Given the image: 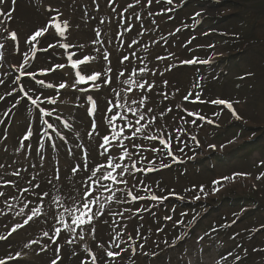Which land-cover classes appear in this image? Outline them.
<instances>
[{
	"label": "snow or ice",
	"instance_id": "1",
	"mask_svg": "<svg viewBox=\"0 0 264 264\" xmlns=\"http://www.w3.org/2000/svg\"><path fill=\"white\" fill-rule=\"evenodd\" d=\"M95 2V0H94ZM139 2V0H137ZM158 2V0H157ZM169 4L173 2V0H167ZM5 0H0V4H4ZM12 3L15 4L16 0H12ZM109 3H111V0H109ZM148 3L151 4L152 0H148ZM128 7H132L131 4L128 5ZM14 9H8L3 10L0 9V17H4L5 19H0V25H4L6 23L7 19H10L12 17ZM48 13L57 12V15H60L58 13V10L53 9L51 7H48L46 9ZM113 11L115 9L113 8ZM57 15H50L48 20L45 22L44 25H42L40 28L34 30L32 34H30L28 37H26V42L29 44L30 47H35L34 41L36 43H40L39 40H37L38 37L44 36L45 33H50L51 29L54 28L57 33L60 34V36H64L65 30L68 27V22L64 21V28H61L60 23H56ZM197 16L200 15V13H196ZM0 31L8 32L9 29L7 27L0 28ZM100 33H96L97 38L99 37ZM10 39L12 41H17V33L16 31L10 32ZM99 40H94L93 43H98ZM133 44L136 43L135 40L132 41ZM55 44H49L48 47H55ZM4 45H0V48H3ZM60 47H63L65 49L70 48V44H62ZM131 47V45H129ZM43 51H47V48H42ZM63 55V53H61ZM96 57H92L90 54H77V52H69L67 56V62L70 64V67L75 71L74 78L73 73H64L62 74L61 82L54 85L53 83H46L43 79L36 80V84L41 85L43 87H47L48 89L56 88L57 90L60 89H68L71 88L74 92H80V93H90L92 91H99L102 85H108L111 86L114 84L115 80L118 77H125V79L120 80V83L123 84H134L137 88L144 90V91H151L156 85L149 83L147 80L144 79V73L146 71H150L147 69V66L145 65L144 68H140L139 72L131 67V60L129 56L125 55L121 59L118 60V65L116 68L111 67V60L109 59V53L106 51L103 53V59L108 62V67H106L103 71L95 69L90 65V61L95 60ZM157 60L159 59H166L165 57H156ZM28 57L25 53V62L19 64V68L22 70L23 75L32 76L35 77L36 73L34 71L29 72L28 71V65H27ZM127 61V63H125ZM208 63V60H202L197 61L195 59L188 60V61H181V63H187V64H193V63ZM119 65H123V68H121ZM65 68V62H57L54 66L49 65L48 68L45 70V72H55L57 69H63ZM170 70V68H169ZM105 73H107V76H105ZM114 73H118V77L114 75ZM128 73H131V75H128ZM155 75V73H153ZM161 75H163L161 73ZM63 76H67V79L64 80ZM132 77H137L136 79H132ZM0 83H3V81H0ZM165 84H167V81H164ZM24 91V89H21ZM33 93H36L39 91V89H31ZM111 91L115 94L116 100H113L109 98L107 100V113H110V115L105 114V120H107V123L111 126V135H104L103 136V142H98V147L102 149L100 155L104 156L106 159V163L104 161L97 162L94 166H88L87 164V149H84V164L80 165L77 164L75 166H70L71 172L74 176L78 177V173L83 170L86 173L85 177H78L80 179V186L76 188V194L73 195L72 192H68L67 196H65L66 200H69L72 202V204H75V208L73 209L69 204H63L62 206L65 208L66 211L70 214V224L66 225V227L69 228V230L73 233H76L77 229H80L81 232L88 231L87 228H85V225L90 226V230L92 234L95 236L97 232V225L93 223L95 220H97L99 217L104 216L105 212L104 209V203L99 199V196L96 194L100 190L106 191L111 193V195L107 198L109 201L112 202H120V197L116 196L115 193L121 191L119 187H113V185H128L129 181L126 178V176L133 175V172L130 171L129 166L127 164L122 163L126 158L131 161V169H135L138 172H143L145 174L152 172V171H159L162 168H169L171 165L164 163L163 159L160 162V168L158 169L156 167V163L152 159H147V165L148 167L139 168L137 167V162L132 160V154H130L127 150V147L124 146V140L125 139H132L136 137L137 133L143 134L145 131V128L150 126L153 123H157L155 113L152 107H145V100L149 99V97L143 96L142 92V98L137 101L136 99H132V104H138L137 108H132L131 104H128V97L122 95L121 92H117L116 89L113 87L111 88ZM129 92H133L134 90L130 87L128 89ZM11 95V93H8ZM27 96V99L31 101V103L40 109L39 114L41 119L44 116L51 117L52 112L46 111L43 108H40V104L44 103L45 101L40 100V96L36 95L35 98H33L32 95H29L27 92L25 93ZM191 95V93L189 94ZM3 97H0L2 99ZM76 99L86 100L91 107L87 108V112L90 117H92L91 120V131L87 133L89 138L93 137V134L99 135V132L97 130V123L95 120V113H96V107H97V99L93 97L92 95H87L86 97H76ZM185 100L188 99L187 96L184 97ZM196 100H201L200 93H196ZM119 101H123L120 103ZM48 104H56V99L52 95H48L47 101ZM212 104L215 105H224L231 111L232 115L237 119L240 120L241 116L238 115L236 110L233 108V103L231 101L223 100V99H215L211 101ZM15 106V105H14ZM127 107L128 113H131V115L136 116L135 121L127 120V115L123 111V109ZM113 109H119V111H113ZM171 111V110H169ZM138 114V115H137ZM151 114V115H149ZM188 116H194L195 114L193 112H188ZM7 115V113H5ZM161 117L164 116V113L161 112ZM59 119V117H57ZM147 119V123H142V121H145ZM199 119H205L204 117H199ZM117 120H127V127L131 131V136H127L125 134L124 127L117 128L116 121ZM212 121H209L211 123ZM45 124H47L48 128H53V124L49 123L48 121H44ZM193 124L196 123L195 120L192 121ZM157 126L159 127L158 123ZM30 134L23 135L22 140L20 141L22 146L24 145V141L29 140ZM156 138L154 135H144V139H154ZM176 139L179 141L180 137H176ZM193 140L196 139V137H192ZM234 140H230L227 143H233ZM114 143H118L120 147L123 149V154L119 156V161L117 162V156L114 153L109 152V146L113 145ZM198 143V141H197ZM159 145H162L165 149H167V156L171 158L173 162H177V157L175 156L174 152L172 151L171 147V138H159ZM135 147L142 148V145H134ZM77 147H80L77 145ZM209 147L215 148V145H210ZM221 149L226 147V145L222 144L220 145ZM152 152H159L161 149L157 147L156 145H152L151 149ZM179 151L183 152L184 148H179ZM75 158V154H74ZM146 158L141 157V161H144ZM0 167H3V165H0ZM103 169V171H101ZM13 175H20L19 169L14 171ZM235 175H241L239 173L233 174ZM56 180H60V176H55ZM229 177H221L220 180L213 181V185H222V181L228 180ZM259 179V177H257ZM7 184H11V181H6ZM73 184H75V181H73ZM40 185H35V188L39 189ZM83 189L82 191L80 189ZM218 188H214L213 192L218 191ZM25 193L29 192L30 189H23ZM199 191L201 193H204L205 196L207 193L205 192L204 186H199ZM63 195V191L61 192ZM5 195L4 193L0 192V196ZM36 197L40 200H43L46 196H49L50 193L47 190H44L43 192L37 191L35 193ZM127 198H131L132 201L137 200H143V196H139L138 194H134L131 190L127 191L126 193V199L124 202H128ZM165 197H158L157 195H152V200H158V199H164ZM194 199L198 200L200 199L199 195H195ZM78 201V203H77ZM57 203H60L59 201ZM97 205L99 206V211L96 210ZM25 208H28L29 206L26 204L24 206ZM30 214L28 212H24V209H21V212H24V215L27 217L24 219L23 223H17L13 228L12 232H15L19 228H24L25 225H29L30 221H33V218L36 217L38 214L41 213V209L39 207H33L29 209ZM74 213V214H73ZM50 215L52 213H49ZM118 215H123V213H117ZM55 218V217H54ZM166 219H172L171 217H165ZM195 219V217H193ZM60 223H65L63 216L60 215L59 219ZM31 226V225H29ZM74 226V227H73ZM61 229L55 228V235L49 236L48 232H45V237H48V239L51 241L52 244L57 245L56 248L53 249L54 251V258L51 260V264H57V259L60 257L61 248L58 244L59 239H64L66 243L71 244L73 243L72 239H69L67 236L61 235ZM11 235V232L9 233ZM79 238L81 240L84 239V236L82 234H79ZM7 237L0 236V240L6 239ZM33 243H36V241H33ZM27 246V245H26ZM96 247H101V245L97 244ZM116 247L119 248V245H116ZM141 248L144 247V245H140ZM47 249L41 246V251H46ZM91 254V253H89ZM133 254H135V251L133 250ZM107 257H119L120 252H113V251H107L106 253ZM147 255V253H145ZM238 259V257H237ZM98 258L93 255L92 256V264H97ZM0 264H6L5 261L0 260ZM82 264L84 262L82 261ZM102 264V262H101Z\"/></svg>",
	"mask_w": 264,
	"mask_h": 264
},
{
	"label": "bare ground",
	"instance_id": "2",
	"mask_svg": "<svg viewBox=\"0 0 264 264\" xmlns=\"http://www.w3.org/2000/svg\"><path fill=\"white\" fill-rule=\"evenodd\" d=\"M22 2L23 1L16 2V4H18V3L20 4ZM35 2H36V0H35ZM111 4L114 7H116L115 8L116 10H118V8H122L119 0H114V1L111 2ZM12 9H14V11H18L17 7H14ZM17 16H18L17 12L12 14L13 19L14 18L16 19ZM129 26H131V25H129ZM146 31L147 32H145L142 36H140V38L136 41L135 44H133L132 42L128 44V45H131V47H129V46L128 47H124V48L131 49L130 51L133 52L132 57H130V58H132L131 67L133 69H135L136 71L139 69V65L136 64V61L140 58L141 54L145 53V51L150 49L149 46H146V45L143 44V40H144V42L149 44V40H145V38H146V36L148 34V30H146ZM154 34L156 35V33H154ZM107 35H108V33L106 34V36ZM153 37L154 38L150 42H152V45L154 46V51H156V50H158L157 46H156V41L160 39V36H153ZM87 48L91 50V51H87V52L91 53L93 56H97L98 55L97 51L94 50L93 46L89 45ZM124 48H122L121 50H124ZM178 51L179 50L176 49L174 52H178ZM9 59L12 60V57L10 56ZM95 65H97V68H99V70H101V71L104 70L100 66V60L95 59ZM156 66H158V65H156ZM160 67H161V71H162L165 68V65L163 63H160ZM45 68L47 69V67H45ZM60 72L63 73V74L66 73V71L62 70V69L60 70ZM5 73H6V77H8V79H6V81H8L10 75L7 72H5ZM105 76H107L106 73H105ZM4 78L5 77L3 76L2 79L0 80V81H3V83L5 82ZM159 81H160V79L157 78V82H159ZM157 82H151V83L156 85V86H158L159 83H157ZM3 83H0V87H2ZM116 86H117V83H115V82H114L113 86L103 85L101 93H99V96H102L103 94H106V92L109 90V88H111V87L112 88L113 87L116 88ZM70 89L71 88L64 89L65 92L58 96L59 101H60L59 106L57 107L58 109L66 110L68 112H71V110H72L71 109V103H73V102L71 101L72 95L69 92ZM1 91H2V89H0V97H3V98L0 99V103H3V106L6 107V111H2L3 108H0V111H1L0 117L4 115L3 117L5 118L10 113V109H12L13 106L10 105L9 102H4V100L6 99V96L9 95L8 93H11L12 91L11 90H7V91H5L3 93H1ZM145 92L150 95V99L146 101L145 107H152L153 108L157 123H158V125L160 127L161 126L160 121H159V119H160L159 118L160 109H158L155 105H153V103H155V102H164L165 101L167 103V105H166V107H164V112H163L164 116H167L168 114H172L173 115V113H174L173 112V106H174L175 98H176V96H178V94L175 91H174L175 96H170L169 94H166V95H164V100H162L163 99L162 94L155 93L154 92V88L151 91H145ZM101 108H102V110L98 109L97 114H96V118L97 117L98 118H103V120H102L103 128L100 129V134L98 136H94L93 135V137L89 138V140L88 139L84 140L85 144L79 150V152L77 154L78 156L79 155L82 156V161L78 162L77 164H80V165L84 164V156H85V153L83 151L84 149H87V164H88V166H94L97 162H100V161H104L106 163L105 158L100 155V152H98L97 149H98V142L102 143V140H103V137H100V135H102L104 133V130H105V128L108 125L107 120H105V118H104L105 114L110 115V113H107L106 106L101 105ZM169 110H171V111H169ZM5 113H7V115H5ZM149 115H151V114H149ZM262 117H264V116H262ZM29 118H30L31 121L35 120V118L33 116H31V115L27 118V120ZM21 119H23V118H21ZM21 119H15L12 128L8 131L9 135L7 137V139H8L7 142H10V144L13 143V148L15 146H18V147L22 146L21 143H20V141L22 140L21 130L18 129V131H15L17 137H15V135H14V133L12 131V130H14L15 127L19 126V123H20ZM161 119H163V117H161ZM96 123H97V127H98L99 126V122H96ZM157 123H156V128H158ZM81 125H82L81 129L86 131V125L85 124L83 125L82 122H81ZM6 128H7L6 123H4L3 120H0V138H2L4 136L5 132L7 131ZM87 129L90 130L88 127H87ZM24 145H27L26 146L27 148L37 149L36 145L34 146L32 144V141H30L28 143H25ZM111 146H114V144L111 145ZM22 148H25V146H22ZM27 148H26V150H27ZM34 153H39V151L35 150ZM61 153L62 154H59L57 156V160L60 162V165H64L65 167L70 169V171L66 170V171L70 172L69 176H67L69 178V181H67L66 178L63 175L61 176V171L60 170H58L56 172V174L53 171L52 177L48 173V170L46 171V173L51 177V181L53 179V181L56 182L57 188H62V191H63L64 195L59 193L61 196H56L55 194H53L51 192V188H50V187H53V185H52L53 183L50 182L49 184H45V183H42L43 181L40 179V181H38L36 184H33L34 186L31 187L32 190L30 191V195L25 193V195H29L27 197L31 198V200L33 201L32 205L29 204L28 205L29 207L25 208L24 207L26 205V204H24L25 197H24L23 194H18V195H16L15 198H13L11 196V208L9 210L5 209L7 211V214L1 220L0 232H5V234L8 233V235L11 232L10 237L14 238L17 241L16 245L11 250V253H13L14 250H15V253L18 256H21V257L13 258V259H17L19 263L27 262L26 264H33V261H35V260L46 261V259L48 258L46 262H48L50 264L51 260H52L51 257H50L51 256V252L53 251L54 248L57 247V245L52 244L51 241L48 239V237H45L44 233L48 232L49 236H54L55 235V228H60L62 230L61 231V235L62 236L69 235V236H73V237L77 238L81 242L82 245L90 244L91 241H92L91 238L94 237V235L92 234V232L90 230V226L89 225L87 227L88 231L81 232L80 229H77L76 233L71 232L69 230V228L66 227V225L70 224V214H69L68 211L65 210V208L62 205L63 204H69L74 209L75 208V204H72L71 201L66 200L65 196H67L68 192H72L73 194L76 193V188L80 186V179L78 177H85L86 173L83 170H81L78 173V177L74 176L73 173L71 172L70 166H75L77 164H75V165L69 164L68 163V159H67V155H63V151ZM40 159H41V161H39V160H37V161H39L41 166H42L41 163L43 161L47 160L49 162H52V160H51V158L49 156L42 155V156H40ZM101 171H103V169H101ZM37 175H39V174H37ZM56 175L61 176L60 180L57 181L55 179ZM28 176L32 177L34 180H36V173L33 174L32 176H30V175H28ZM20 177H21L20 181L25 180V178L23 179L22 176H19V178ZM73 181H75V184H73ZM165 182L167 184L166 191H168V193L174 194L173 191H169V190H175L177 188L180 189V190H183V188H184L183 185H180V184H177V183H175V184L171 183V179H168V180L166 179ZM69 183L71 185H69ZM129 183H131V182H129ZM35 185H40L41 187L39 189H37V188H35ZM124 186H126V185H124V184H122V185L120 184L118 186L116 185V187H119L121 189V191H122V188ZM1 189H2V187L0 185V190ZM7 190L9 191V188H7ZM44 190H47L50 193V195L46 196L43 200L38 199L36 197L35 193L37 191L43 192ZM205 191H206V193H208L207 189ZM0 192L4 193L3 190L0 191ZM96 194L99 196V199L101 201H103L104 209H107L110 206L121 208V203L123 202V196L120 193V191L115 193L116 196L120 197V202L109 201L107 199L111 195V193H109V192H103V191L100 190ZM200 194L201 193H199L198 195H200ZM201 195H203V194H201ZM3 197H7V195L5 194L3 196H0V202L3 200ZM8 197H10V196H8ZM58 201L60 203H57ZM77 203H78V201H77ZM1 205L2 206H7L4 202H2ZM33 207H39L41 209V213L42 214H38L33 221L29 222V225H31V226L25 225L24 228H19L15 232H12V228L17 223H23L24 219L27 218L24 215V212H28L30 214L29 209L33 208ZM22 208L24 209V212H21ZM110 209H112V207ZM110 209H108V210H110ZM96 210L97 211L100 210L98 205L96 207ZM108 210H105L104 212H106ZM49 213H52V214L50 215ZM60 215L63 216V219H64L65 223H60L59 222ZM99 219H100V217L93 222V223H95L97 225V232H99V233H96V237L98 238V241H99V239L102 240L100 238V232L102 230V222L100 224V220ZM78 233L82 234L84 236L83 240H81L79 238ZM97 235H99V236H97ZM101 237H103V236L101 235ZM60 240L61 239H59V241ZM9 241L10 240H8V242ZM33 241H36V243H33ZM93 241H97V240H93ZM151 241H157L162 246H164V244H165L164 242H160V240L158 238H153V239H151ZM147 243H149V242H147ZM9 244H12V242H10ZM58 244H59V246L61 248V253L60 254H62L63 258H64V256L67 255V254H66L65 248L63 247V243H58ZM41 246H43L47 250L46 251H41ZM31 249H32L31 254L35 255L36 259H31L32 257L26 258V256H22V255L26 254L27 252H29ZM62 249H63V253H62ZM60 259L61 258L59 257L57 259V262Z\"/></svg>",
	"mask_w": 264,
	"mask_h": 264
},
{
	"label": "rangeland",
	"instance_id": "3",
	"mask_svg": "<svg viewBox=\"0 0 264 264\" xmlns=\"http://www.w3.org/2000/svg\"><path fill=\"white\" fill-rule=\"evenodd\" d=\"M233 1L237 2L239 5V9L236 10L235 12H239L240 17L238 19H232L229 22H225L219 27H220V29L229 31L231 33L240 34L239 36L243 37L244 41H248L251 38L249 36L250 31L248 29V26H249V24H251L255 21H258L262 17V15L264 14V0H233ZM5 4H6L7 8L10 9L9 0H5ZM12 6H13L12 8L17 7L18 10L19 9L25 10V8L28 9L27 2H24V1L20 4L19 3L18 4L12 3ZM249 9H251L252 11H255V12H253V14L250 15L249 11H247ZM257 11L261 12V14L256 15L255 13ZM14 13H16V11H13L12 14H14ZM31 26L33 27L32 24H31ZM37 27H38V25L36 26L35 30L37 29ZM23 28H25V27H23ZM259 29H261V27H258L257 31ZM257 31H255V37H257ZM261 32L264 33V28H262ZM261 38L263 39L264 36H262ZM252 42L257 44L258 39H252ZM149 43H150V40H149ZM203 48H205V50H208L209 45L206 44L205 46H203ZM199 53L201 55H203L204 51L202 50ZM233 73H235V74L232 77H228L224 81H215V78L211 79V78H213V76H210L211 80L207 81L208 83L205 82L206 83L205 86H200L197 84V79H196V76H195L193 71H179L176 74V78L175 77L174 78H175L176 87L180 90L182 89L191 98H196V93H200L201 97L203 96V97L210 99V100L211 99L214 100L215 98H230V99L237 101L240 105V108L242 110L243 115L246 117V122L242 125L243 126H253L250 123V121H256L257 116L260 114L258 111V105L262 106V110L264 111V47L256 49L252 54H249L244 59H242V61L239 64L238 71L237 72L233 71ZM3 76L5 77L4 79L6 82V79H8V77H6L5 68L3 67V64L1 62V64H0V80L2 79ZM245 76H247L248 78L245 80H241ZM0 89H2L1 93L7 91L5 88L3 89L2 87H0ZM8 90H10V89H8ZM190 93H191V95H189ZM0 113H1V111H0ZM257 113H258V115H257ZM29 116L30 115L27 114L26 117L28 118ZM262 116H264V114L260 115V120L263 119ZM166 117L167 116H163L162 120L163 121L166 120ZM180 124L182 126H185L186 122L180 120ZM24 127H25V125H24ZM18 129H20V128L17 126L14 128V130H12L15 137H17L15 131H18ZM24 129H23V131H24ZM247 137L249 138L250 134L244 133L241 129L238 128L235 130L228 131L226 133V135L224 136V138L222 140H220L218 143H223V142L225 143L227 141L234 140V139H238L237 141H239L240 139L241 140L246 139ZM254 151L255 152L252 153V151H250V148H249L248 151H246L247 152L246 157L240 161L235 162L233 168L235 170H238V171H242V172H245L248 174H252V176L259 177L260 181H258V184H259V186L262 184V187H260V188L262 189V191L264 193V147L262 150H258L256 148V149H254ZM0 161H5L7 163L6 167H9L8 164L10 162L8 163L3 158H0ZM1 164L3 165V162H0V165ZM13 168L19 169L15 166ZM19 172H20L19 176H22L23 179L25 178V174H29V173H27L28 171H24L23 169H19ZM222 172L223 171L221 170V171L217 172L216 174L213 173L210 177H207V178H209L208 182L210 183L214 178L219 177ZM33 174H35V172H31L30 176H32ZM38 174L40 175L41 173L38 172ZM52 175L53 174L51 173L50 176L52 177ZM7 176H8V170L5 167H0V182L1 181L2 182L9 181ZM19 176L15 177V179H11V182L17 184V182L20 181V179H21V177L19 178ZM26 176H28V175H26ZM25 180H26V178H25ZM182 180H183L182 182H185L188 185V187L194 186V185H192V182L187 183L186 178L183 177ZM33 184H35V182H33ZM23 188L25 189L26 187L23 186ZM27 189H30V191L32 190L31 187L27 188ZM30 191L27 192V194L30 195ZM233 195H235V190L230 189L227 192L221 194L219 196V198L222 199V198L233 196ZM219 198H217V199H219ZM250 198L252 199V201L250 203L251 208H254V207L255 208H260V207L264 208V200L263 201L255 200L252 195L250 196ZM3 199H5V197H3ZM211 204L214 205L217 203L213 202ZM10 208H11V206H9V205L4 206V209H6V210H9ZM232 210H233L232 208L226 209V211L230 212V213ZM182 214L183 213H181V215ZM220 215L221 216L217 221L219 222V224L222 225L224 223L222 221L223 215H222V213ZM261 218H264V214L261 212H256L252 216L251 219H249L244 225H242V229H250L252 227H256V226L263 224L264 219H261ZM217 221H215V222H217ZM215 222L209 221L207 227H205L204 229L200 228L199 231L202 232L200 234H203L205 232V230H207L209 228H213ZM0 236H4V237L8 236L10 242H12V244H9L10 242L8 243V241H7L5 244H3L2 247H0V257L1 258L9 256V255L12 256L9 259L21 257L15 253V250L13 253H11V250L16 245L17 241L14 238L10 237V235H8V233L5 234V232H0ZM260 243H264V237H261ZM31 252H32V249L22 256H26V258L32 257L31 259H36L35 255H32ZM62 253H63V249H62ZM66 254L68 255L67 252H66ZM60 258L61 259L63 258L62 254H60ZM35 262L45 264L44 261H42V260H35V261H33V264Z\"/></svg>",
	"mask_w": 264,
	"mask_h": 264
}]
</instances>
